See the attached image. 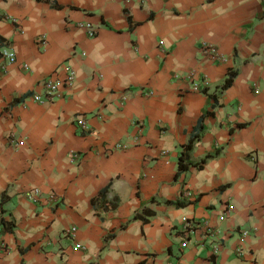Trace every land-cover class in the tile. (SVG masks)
I'll list each match as a JSON object with an SVG mask.
<instances>
[{"label":"crops","instance_id":"0c3cea01","mask_svg":"<svg viewBox=\"0 0 264 264\" xmlns=\"http://www.w3.org/2000/svg\"><path fill=\"white\" fill-rule=\"evenodd\" d=\"M52 1L0 0V264H264V0Z\"/></svg>","mask_w":264,"mask_h":264},{"label":"built area","instance_id":"2783aa9c","mask_svg":"<svg viewBox=\"0 0 264 264\" xmlns=\"http://www.w3.org/2000/svg\"><path fill=\"white\" fill-rule=\"evenodd\" d=\"M86 26H87L88 34L94 37L96 35V29L94 25H92L91 23H88ZM203 49L206 55H209L216 59L222 58V56L219 54L217 49L211 44L204 45ZM2 58L6 61V64H12L17 61L16 52L10 44L6 47L5 50L2 51ZM6 68H7L6 66L3 67V70H6ZM75 81H76V75L73 70H69L64 79H58L53 76L49 77L44 82L45 94H35L33 95V99L34 101L38 103L52 102L54 101L56 97H59L62 95V90L65 87L72 88L75 84ZM75 123L78 126V130L81 133H85L86 131L89 130L87 121L84 118L78 117ZM14 137H15L14 134L10 135V139L12 141ZM31 192H33L34 195L39 194L38 189H33V191ZM51 200L56 203V202H59L60 199L56 195H53ZM11 224H12L11 221L8 220L4 215V212L1 207V201H0V258L4 254L8 253L9 251V245L6 239V235H7V232L9 231V226H11ZM193 224H194L193 221L191 220L187 221L186 229L189 230ZM75 231H76V228L73 227L70 230V233H75Z\"/></svg>","mask_w":264,"mask_h":264},{"label":"trees","instance_id":"16d2710c","mask_svg":"<svg viewBox=\"0 0 264 264\" xmlns=\"http://www.w3.org/2000/svg\"><path fill=\"white\" fill-rule=\"evenodd\" d=\"M38 1H44V2H51L52 5L56 8H61L62 6L60 4H58L57 2L55 1H52V0H38ZM236 76V72H230L228 74V77L227 79L225 80L224 84L222 85L221 87V90H225L227 89L229 86H231L233 80H234V77ZM199 138V134L197 133L195 136H193L190 141L184 145L183 147V150H182V153L181 155L179 156V170L180 171H183V170H186L189 168L191 162H190V150L193 148L196 140ZM212 155H208L206 158H204L203 160L201 161H198V162H195V164L199 167H202L205 162L207 161L208 158H210ZM109 191V188H105L103 190L100 191V193L93 197V200H92V203L94 206H96L97 208H102V209H114L117 207V203H113V202H110L107 200V193ZM185 203L184 202H181V201H177L176 202V206H184ZM135 218H138L139 217V213H137L135 216ZM144 222H147V219L144 218ZM13 227L12 226H9V230H11ZM185 231H187V229H185ZM114 235H110L109 237H106V241L113 237Z\"/></svg>","mask_w":264,"mask_h":264}]
</instances>
